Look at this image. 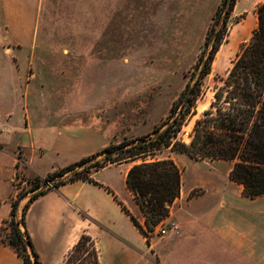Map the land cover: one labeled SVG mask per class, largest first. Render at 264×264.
I'll use <instances>...</instances> for the list:
<instances>
[{
	"label": "crops",
	"instance_id": "crops-1",
	"mask_svg": "<svg viewBox=\"0 0 264 264\" xmlns=\"http://www.w3.org/2000/svg\"><path fill=\"white\" fill-rule=\"evenodd\" d=\"M14 2L0 0V72L12 66L30 81L36 76L32 72L36 55L22 45L30 41L32 29L26 23L25 9L12 11ZM262 2L237 0L231 16L242 18L237 38L244 39L257 28L256 8ZM11 28L16 31L13 43L17 48L4 44L10 40ZM23 102L24 118L14 119L12 114L0 118V135L4 136L0 150H8L9 156L6 165L0 164V227L11 217L22 177L44 178L102 151L114 143L122 125L113 103L82 109L67 101L55 115H79L64 121L62 131L48 130L55 112L47 106L49 102L37 98ZM158 153L157 160L172 158L180 167L182 187L170 215L156 226L150 241L123 208L125 205L144 224L145 216L127 186L129 170L141 161L109 163L92 172L96 182L69 181L51 187L30 204L22 228L30 235L41 264H64L83 233L95 240L101 264H264V195L255 199L243 195V186L230 178L231 161L196 160L171 148ZM25 185L23 181L21 186ZM44 188L27 195L20 212L30 196ZM162 226L165 234L160 233ZM31 259L38 264L34 256ZM0 264L24 261L14 248L0 244Z\"/></svg>",
	"mask_w": 264,
	"mask_h": 264
},
{
	"label": "rangeland",
	"instance_id": "rangeland-1",
	"mask_svg": "<svg viewBox=\"0 0 264 264\" xmlns=\"http://www.w3.org/2000/svg\"><path fill=\"white\" fill-rule=\"evenodd\" d=\"M222 1L15 0L12 11L25 9L26 23L32 29L30 41L22 46L36 55L32 70L36 76L29 81L12 66L0 72V118L10 114L14 119L24 118L23 100L37 98L49 102L47 106L55 111L48 130L58 132L64 130V121L80 113L56 116L67 101L82 109L113 103L117 122L122 123L113 146L152 133L167 119L174 100L189 82ZM241 21V17L229 20L228 35L211 74L204 79L197 113L179 133L187 143L196 120L210 108L221 78L228 75L242 46L253 36L236 37ZM221 27L220 23L217 29ZM15 36L11 28L5 46L17 48ZM7 153L0 150L1 165L9 161ZM160 157L156 152L137 160L142 163ZM103 159L101 155L91 163ZM224 168L225 164L220 165Z\"/></svg>",
	"mask_w": 264,
	"mask_h": 264
},
{
	"label": "trees",
	"instance_id": "trees-1",
	"mask_svg": "<svg viewBox=\"0 0 264 264\" xmlns=\"http://www.w3.org/2000/svg\"><path fill=\"white\" fill-rule=\"evenodd\" d=\"M236 2L223 0L219 5L206 37L205 48L185 89L174 100L167 119L152 133L117 146L110 145L44 178L22 177L17 183L20 188L18 196L12 201L11 217L0 227V244L14 248L24 264H32L31 256L41 264L30 235L27 230L22 231L20 224L25 225L30 204L51 187L31 195L20 212L21 202L27 195L42 188L48 181L53 182V187L77 179L95 181L92 172L109 163L136 160L166 148L196 160L231 161L230 178L243 186V195L250 199L264 195V2L256 8L258 26L250 42L242 46L228 75L221 78L222 84L215 88L210 108L195 122L191 141L187 143L179 138L186 121L197 113L204 79L211 74L216 54L228 35V24ZM220 23L222 27L217 29ZM101 155H104L102 161L91 163ZM67 173L70 174L65 179L54 181ZM23 181L27 185L21 187ZM127 186L145 216L144 224L125 205L123 208L150 241L156 226L170 215L173 202L180 196L181 169L172 158L144 160L129 170ZM64 264H101L95 240L83 233L68 252Z\"/></svg>",
	"mask_w": 264,
	"mask_h": 264
},
{
	"label": "built area",
	"instance_id": "built-area-1",
	"mask_svg": "<svg viewBox=\"0 0 264 264\" xmlns=\"http://www.w3.org/2000/svg\"><path fill=\"white\" fill-rule=\"evenodd\" d=\"M188 134V133H187ZM189 136L191 137V133L189 134ZM45 186L48 188V187H53V182L52 181H48ZM20 227L23 231V228H22V224H20ZM160 233L161 234H165L166 233V228L164 226H162V228L160 229Z\"/></svg>",
	"mask_w": 264,
	"mask_h": 264
}]
</instances>
